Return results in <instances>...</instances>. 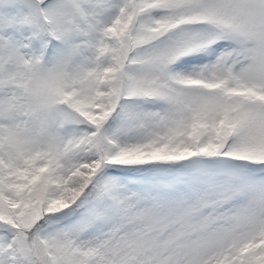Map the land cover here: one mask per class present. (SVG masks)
<instances>
[{"label":"snow or ice","instance_id":"6c2138e0","mask_svg":"<svg viewBox=\"0 0 264 264\" xmlns=\"http://www.w3.org/2000/svg\"><path fill=\"white\" fill-rule=\"evenodd\" d=\"M0 264H264V0H0Z\"/></svg>","mask_w":264,"mask_h":264}]
</instances>
